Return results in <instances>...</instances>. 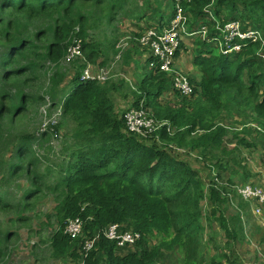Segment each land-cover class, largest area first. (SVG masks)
<instances>
[{
  "label": "trees",
  "instance_id": "1",
  "mask_svg": "<svg viewBox=\"0 0 264 264\" xmlns=\"http://www.w3.org/2000/svg\"><path fill=\"white\" fill-rule=\"evenodd\" d=\"M145 1L151 9V1ZM128 3L129 0H0V88L10 82L13 87L21 86L16 98L0 91V124L7 118L13 123L25 113L29 102L51 100L53 107L61 105L63 116L76 124L73 142L66 148L70 151L69 158L60 166V179L53 187L45 186L58 197L53 216L58 229L49 241L51 255L63 264H159L166 254L179 255L181 264H223V261L240 264L233 244L244 239L241 215L228 218L223 208L228 202L227 196L216 188L215 180L205 187L198 170L174 156L167 147L172 143L190 151L198 150L200 156L221 149L228 131L217 123L218 118L227 105L236 103L247 108L250 97L254 98L255 118L264 119V93L260 91L264 86V62L260 53L264 43L250 42L235 54L216 53L217 44L222 40L221 30L229 22H240L242 31L252 29L264 33V0L154 2L150 20L157 21V25L149 29H163L180 6L188 18L189 31L201 33L205 27L207 38L213 41V44L201 42V35L200 41L194 42L199 47L194 66L203 73V78L199 81L190 78L195 88L193 96L185 97L173 91L171 78L156 71L145 73L137 88L131 91L133 107L143 101L156 120L166 123L150 135L149 140L154 144L130 133L123 118L126 111L120 113L114 106V92L124 83L82 80L80 72L83 71L79 70L103 56L99 65L107 64L106 56L110 51L114 53L116 43L102 49L97 41H89V32L104 20L112 26L121 13L127 12ZM213 3L217 6L215 18L211 19ZM220 6L224 9L219 10ZM140 11H137L138 19H145L147 14ZM136 37L140 46V35ZM76 39L81 40L85 61L73 63L76 75L69 87L58 90L64 75L55 72L50 76L52 87L47 94H25V88L46 77L48 63L59 64L64 59ZM141 49L147 55L148 51ZM131 54L142 56V52L127 50L122 55L127 65L131 63ZM180 55L178 52L177 58ZM144 56L148 64L151 57ZM227 91L230 94L223 99ZM168 93L178 97L176 104H161L160 99ZM35 140V136L23 137L15 151L18 162L6 169L0 163V175L12 179L24 175V167L20 165L22 157L33 156L30 166L36 170L30 167L26 171L27 175H33L37 189L26 193V201L43 188V176L37 172L39 160L32 151ZM158 140L166 146H158ZM239 144L253 146L244 139ZM221 160L224 162L220 159L215 165L220 171L223 170ZM203 200H208L210 206L205 216L200 206ZM11 203L7 194L0 192V210H11ZM78 218L84 222V237L72 239L65 233L66 226L69 220ZM203 218L208 222L217 221L227 240L229 248L224 249L230 256L224 255L220 262L215 258L206 260L200 250ZM112 224L140 233V241L133 247L119 248L104 235ZM11 236L8 234L5 240ZM87 240H95L94 248L83 256L85 252L81 251ZM6 255L0 247V264Z\"/></svg>",
  "mask_w": 264,
  "mask_h": 264
},
{
  "label": "rangeland",
  "instance_id": "2",
  "mask_svg": "<svg viewBox=\"0 0 264 264\" xmlns=\"http://www.w3.org/2000/svg\"><path fill=\"white\" fill-rule=\"evenodd\" d=\"M149 1L152 4L151 9L147 8L145 0H129L126 6L127 12L121 13L112 26L107 25L105 22L107 20H104L102 25L89 32V41H97V45L101 44L102 49L106 50L116 43V47H114L116 50L113 49L114 53L110 51L106 56L109 60L107 64L99 65L101 60L105 58L104 56L93 64L104 69H110L107 82L117 85L124 83L122 88L119 87L114 92L115 99L123 101L121 98L125 97L120 113L131 108L134 101L131 91L137 88V83L143 78V75L150 71L146 66V59L142 57L143 54H145L144 57L147 56L146 52L137 44L136 37L137 34L142 35L150 26L157 25V21L150 20V16L154 13L153 8L156 6L154 3L156 0ZM159 1L167 4L166 0ZM216 6L217 3L210 6V11L213 14L211 19L215 18ZM218 9L223 10L224 8L220 6ZM138 10H141L139 12L141 14L145 12L147 17L142 20L138 19ZM260 32L264 36V33ZM198 37L185 38L180 52L181 57L178 60V67L187 76L197 81L203 78V73L194 66L196 48H199L194 42L199 40ZM201 42H205V40L201 38ZM217 45L216 53L220 54L221 46L219 43ZM127 50L129 52L137 50L142 52V56L131 54V63L127 65L123 62L122 57L120 58ZM263 52L264 47L260 52L264 62ZM83 56L85 58L84 52ZM76 68H78L77 64ZM79 70L83 71V68ZM46 72L47 75L42 81L33 86H28L24 93L31 96L47 94L52 87L50 76H53L55 72L64 75L63 82L57 87L61 91L63 88L69 87L76 75L75 65L73 62H67L66 56L59 64L48 63ZM13 86L10 82L7 87L0 88V91H5L10 96L15 97L17 92L21 90V86ZM260 91L264 93V86L261 87ZM229 94L227 91L223 99ZM15 101L17 102L16 99ZM160 101L164 105H174L178 102V97L169 93L165 94ZM50 102H29L25 113L16 117L13 123H10L9 118L6 117L7 119L2 120L0 124V163L5 164L6 169L10 164L18 162L19 159L15 156V151L20 146L22 138L35 136L37 140L33 142L32 151L39 160L37 172L43 176L41 180L43 188L33 199L26 201V193L37 189L36 184L33 183V175H27L26 171L31 167L30 162L33 160V156L22 157L20 165L24 167V175L15 176L12 179L5 177V174L0 175V192L6 193L13 205L9 211L0 210V239L3 240L0 247L7 252L1 264H63L52 257L49 242L51 236L58 229L56 219L53 217L56 213L58 197L57 193L47 190L45 186L53 187L59 181L60 166L69 158L70 151L66 148L73 142L72 134L76 124L63 116L61 105L53 107ZM1 104L0 101V107ZM116 109L118 110V108ZM253 110V97L249 98L247 108L238 106L236 103L227 105L217 120V123L223 125L228 131L224 138V146L205 156H200L199 153L201 152L198 150L196 152L190 151L172 143L167 147L174 156L198 170L205 187L209 185L211 180H215L216 188L225 193L224 197L227 196L228 202L223 208L226 209L225 213L228 218L241 215L244 239L233 244L240 264H264V220L262 217H257L253 205L249 202H243L239 195L242 186L253 185L264 188V119L255 118ZM150 111L148 110L149 113H151ZM4 116L7 115L4 113ZM48 129H55V132H45ZM42 132L46 135L38 136ZM235 134L240 135L235 137ZM143 138L147 140V143L154 144L152 140H149L151 136ZM240 139L250 142L253 146L246 147L239 144ZM157 145L166 146L159 140ZM220 159L224 161L221 160L222 171H220L219 166H217L219 168L215 167ZM31 168L32 171L36 170V168ZM24 206H28V208L25 209ZM200 206L205 216L210 209L208 200H203ZM200 222L203 226L199 238L200 250L204 252L206 260L210 261L215 258L220 262L224 255L230 256L229 252L224 249L227 246V240L218 222H208L205 218L201 219ZM8 234H12V236L10 240H5ZM178 258L179 255L166 254L159 264H181ZM224 263L225 261H223Z\"/></svg>",
  "mask_w": 264,
  "mask_h": 264
},
{
  "label": "built area",
  "instance_id": "3",
  "mask_svg": "<svg viewBox=\"0 0 264 264\" xmlns=\"http://www.w3.org/2000/svg\"><path fill=\"white\" fill-rule=\"evenodd\" d=\"M242 30L240 22L235 21L227 23L222 28V40L219 43L222 54L238 53L244 45L250 42L260 41L264 43V38L260 31L252 29ZM201 35L203 40L210 41L207 38L205 27L201 33L189 31L188 18L183 9L178 6L177 13L168 26L161 30L148 29L138 39L140 46L147 50L148 57H151L150 62L146 64L148 69L167 74L171 78L173 91L185 97L193 96L195 88L190 77L178 67L180 57L177 58V53L181 52L185 38ZM66 61L73 63L85 61L80 39H76V44H72L68 48ZM100 68L89 63L82 72V80H96L100 83L107 82L110 69ZM123 118L128 131L141 137H148L166 125V123L156 120L148 112L143 101L138 107L129 108ZM48 131L55 132V129H48L45 132ZM239 195L243 201L251 203L254 207L255 215L262 217L264 220V188L253 185L242 186L239 190ZM122 227L120 224L110 225L104 231L105 237L112 242H116L119 248L135 246L140 241L141 234L132 230L125 231ZM65 233L72 239L83 238L84 222L80 218L69 220ZM94 242L95 240H87L84 243L81 251L85 252L82 253L83 256H86L94 248Z\"/></svg>",
  "mask_w": 264,
  "mask_h": 264
},
{
  "label": "crops",
  "instance_id": "4",
  "mask_svg": "<svg viewBox=\"0 0 264 264\" xmlns=\"http://www.w3.org/2000/svg\"><path fill=\"white\" fill-rule=\"evenodd\" d=\"M180 57H181V55H180ZM169 94V93H168ZM167 95V94H166ZM123 101H121L120 99H115V101H114V97H113V103H114V106L117 104V106L115 107V108H118L119 109V111H121V107L124 105V102H125V97H122L121 98ZM128 102V101H127Z\"/></svg>",
  "mask_w": 264,
  "mask_h": 264
},
{
  "label": "clouds",
  "instance_id": "5",
  "mask_svg": "<svg viewBox=\"0 0 264 264\" xmlns=\"http://www.w3.org/2000/svg\"><path fill=\"white\" fill-rule=\"evenodd\" d=\"M212 42H210V44H211ZM131 107H133L132 105H131ZM127 111V110H126Z\"/></svg>",
  "mask_w": 264,
  "mask_h": 264
}]
</instances>
